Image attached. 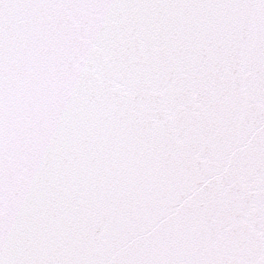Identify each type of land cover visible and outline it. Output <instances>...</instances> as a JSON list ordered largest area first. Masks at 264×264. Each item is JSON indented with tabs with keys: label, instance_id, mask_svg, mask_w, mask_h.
I'll use <instances>...</instances> for the list:
<instances>
[{
	"label": "snow or ice",
	"instance_id": "6c2138e0",
	"mask_svg": "<svg viewBox=\"0 0 264 264\" xmlns=\"http://www.w3.org/2000/svg\"><path fill=\"white\" fill-rule=\"evenodd\" d=\"M0 264H264V0H0Z\"/></svg>",
	"mask_w": 264,
	"mask_h": 264
}]
</instances>
